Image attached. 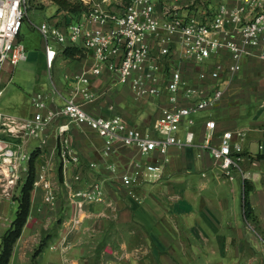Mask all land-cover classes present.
<instances>
[{"label": "crops", "instance_id": "1", "mask_svg": "<svg viewBox=\"0 0 264 264\" xmlns=\"http://www.w3.org/2000/svg\"><path fill=\"white\" fill-rule=\"evenodd\" d=\"M54 1L45 8L51 12L44 21L68 20L86 10L70 12ZM192 1L164 0L180 7ZM94 65L91 52L77 58L59 52L49 68L43 42L42 49L31 50L18 65L6 62L0 68L4 88L0 112L20 124L33 117L34 107L28 110L22 96L27 78L33 81L34 91L46 96L48 106H61L75 89V76L85 73L96 95L95 100L84 104L88 112L119 114L130 125L146 130L145 122L135 118L141 109L131 88L119 83L107 68L95 75ZM153 104L159 106L156 101ZM209 110L195 113L194 123L183 124L178 133L181 136L186 127H192L194 144L172 146L162 176L142 179L133 188L134 195L120 191L118 179L108 166L115 163L120 169L134 168L136 162L146 164L157 153L146 156L136 146L117 140L106 155L104 138L85 123H70V129L61 136L58 128L64 120L46 125L38 135L22 136L15 143L18 153L28 155L29 161L36 154L35 181L45 174L58 191V199L46 201L43 187L33 185L29 216L8 264H264V61L254 56L245 58L222 101ZM210 119L216 122V140L226 130L245 131L243 137H234L241 144L242 159L239 168L233 170V179L203 146ZM65 138L82 160L84 182L78 186L104 178L105 202L78 206L68 199L66 183L74 181L78 166L64 163L60 155ZM9 185L0 181V191ZM59 191L65 198L59 197ZM18 206V200L0 193V252L2 237L11 227Z\"/></svg>", "mask_w": 264, "mask_h": 264}, {"label": "built area", "instance_id": "2", "mask_svg": "<svg viewBox=\"0 0 264 264\" xmlns=\"http://www.w3.org/2000/svg\"><path fill=\"white\" fill-rule=\"evenodd\" d=\"M82 1L88 4V9L81 15L37 25L43 37L47 66L51 68L67 46L91 52L96 60L92 68L95 75L107 68L137 97L160 101V113L152 128L141 130L119 114L88 112L84 104L95 100L96 95L90 90V79L85 73L75 76V89L61 106H48L46 96L37 92L33 95L35 112L31 119L20 124L0 112V128L22 136L38 135L46 125L64 120L58 130L65 136L70 123H85L104 138L106 155L117 140L136 146L146 156L157 153L146 164L136 162L134 168L120 169L115 163L108 166L120 186L133 194V188L142 179L162 176L172 146L183 148L194 144L196 133L192 127H186L183 135L178 134L183 124L192 125L195 113L222 101L231 80L242 69L243 60L249 56L264 60V0L192 1L181 7L164 0ZM29 3V0H0L1 67L6 62L16 66L28 58V48L19 36ZM3 92L0 83V97ZM215 127L214 120H207L203 146L233 179V170L239 168L242 159L241 144L234 137H243L245 131L226 130L216 140ZM15 153L4 158L12 165L3 168V172L17 179L20 163L26 159L29 164V156L17 150ZM60 155L64 163L70 161L78 166L74 181L66 183L78 206L105 202L104 178L96 177L78 186L84 182L82 160L66 138ZM25 168L28 170L29 165ZM35 184L43 187L46 201H56L57 191L45 174Z\"/></svg>", "mask_w": 264, "mask_h": 264}, {"label": "rangeland", "instance_id": "3", "mask_svg": "<svg viewBox=\"0 0 264 264\" xmlns=\"http://www.w3.org/2000/svg\"><path fill=\"white\" fill-rule=\"evenodd\" d=\"M49 1V0H48ZM54 1V0H52ZM50 1L47 2L45 4L44 3H39L37 0H29V12L28 15L26 17V19L23 22L22 28H21V34H20V38H22V41L25 43V45L28 48V52H30L31 50H40L43 47V37L40 33V31L37 29V25H39L42 21H44L45 19H48V15L50 14V10H48L50 8V6H52L54 3ZM73 2H80V4L82 6H84L86 9H88V4H86L85 2H83L82 0H71ZM200 1V0H195V2ZM55 2V1H54ZM48 8V9H45ZM260 61H264L260 58H258ZM1 68V66H0ZM1 75V72H0ZM46 80L50 83L51 79L49 74L46 75ZM26 84H24L25 88H26V92L23 93V99L24 101H26V107L28 110H30L31 108H33V95L37 93V90L34 91L35 89H32V85L31 83H33L32 80H28V78L26 79ZM0 82H1V77H0ZM16 83H18L16 81ZM18 85V84H17ZM135 101L136 102V106H138L141 109L140 115L136 116L135 118H139L141 119L143 122H145V128L146 130H149L150 127L152 126V123L155 121V119L159 116L160 113V101L158 99L153 100V102L156 101V103H159L158 105H154L153 102L144 100L143 98H136ZM135 103V102H134ZM33 113L35 112L34 109H32ZM210 110H203V111H199L197 114L203 113V112H209ZM2 127V126H0ZM1 131H3L0 128ZM0 131V181L2 183L5 182H9L10 185L6 186L5 189H2V191H0L1 194H3V196L5 197H9V198H13L14 200H19L21 195H22V186L25 184V181L28 177L29 174V169L27 170L25 167L26 165H30L28 164V160L24 159L22 160V162L19 165V177L16 179L14 176H12V174H7L3 172V168L5 167H9L12 164L10 162H5L4 158L5 157H10V155H17V153H15V150H17L18 148V144L16 145L15 143H19V141L22 139V135L19 133L17 135V133H13L10 131H5V132H1ZM24 137V136H23ZM17 141V142H16ZM30 158V157H29ZM15 160V159H14ZM20 160V159H18ZM30 163V162H29ZM35 179H36V173H35ZM119 183V180L117 181ZM34 185H35V181H34ZM119 189L120 191L124 190L126 191L128 194L133 195L130 193L129 189H126L125 187H121L120 183H119ZM57 191V190H56ZM67 197L69 200L73 199L70 196V191H66ZM59 197L60 198H65L63 197L62 192L60 193L59 191ZM57 199H58V191H57ZM56 199V200H57ZM107 200V199H106ZM56 202V201H55ZM54 203V202H53ZM86 203H92V202H86ZM17 210V208H16ZM15 210V211H16ZM59 218V217H58ZM56 221V225L58 223V219L55 220ZM60 222V219H59ZM42 246L44 245L43 243L41 244Z\"/></svg>", "mask_w": 264, "mask_h": 264}, {"label": "trees", "instance_id": "4", "mask_svg": "<svg viewBox=\"0 0 264 264\" xmlns=\"http://www.w3.org/2000/svg\"><path fill=\"white\" fill-rule=\"evenodd\" d=\"M60 9L68 10L70 12L79 13L86 9L80 2H73L71 0H55ZM64 55L67 57L77 58L86 55V50L79 46H67L63 50ZM35 153L32 154L30 159L29 174L22 186V195L20 197L16 217L12 222L11 227L6 231L2 237L0 264H8L14 249L17 239L20 237L23 227L27 222L32 199V189L35 181ZM42 245L37 250L36 254L41 250Z\"/></svg>", "mask_w": 264, "mask_h": 264}]
</instances>
